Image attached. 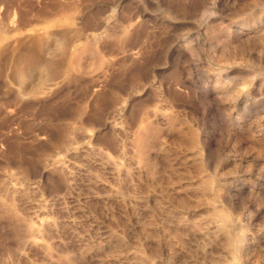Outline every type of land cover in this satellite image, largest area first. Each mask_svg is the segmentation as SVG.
<instances>
[{
	"label": "rangeland",
	"instance_id": "rangeland-1",
	"mask_svg": "<svg viewBox=\"0 0 264 264\" xmlns=\"http://www.w3.org/2000/svg\"><path fill=\"white\" fill-rule=\"evenodd\" d=\"M0 264H264V0H0Z\"/></svg>",
	"mask_w": 264,
	"mask_h": 264
},
{
	"label": "bare ground",
	"instance_id": "bare-ground-1",
	"mask_svg": "<svg viewBox=\"0 0 264 264\" xmlns=\"http://www.w3.org/2000/svg\"><path fill=\"white\" fill-rule=\"evenodd\" d=\"M32 70V69H31Z\"/></svg>",
	"mask_w": 264,
	"mask_h": 264
}]
</instances>
